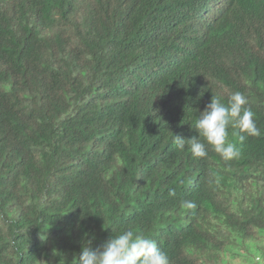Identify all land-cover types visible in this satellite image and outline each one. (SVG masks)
Masks as SVG:
<instances>
[{"label":"trees","instance_id":"16d2710c","mask_svg":"<svg viewBox=\"0 0 264 264\" xmlns=\"http://www.w3.org/2000/svg\"><path fill=\"white\" fill-rule=\"evenodd\" d=\"M237 91L239 157L177 148ZM126 228L170 264H264V0H0V264Z\"/></svg>","mask_w":264,"mask_h":264},{"label":"clouds","instance_id":"9594fccd","mask_svg":"<svg viewBox=\"0 0 264 264\" xmlns=\"http://www.w3.org/2000/svg\"><path fill=\"white\" fill-rule=\"evenodd\" d=\"M246 105L247 99L239 91L231 95L227 104L213 96L195 122L194 128L198 132V137L183 139L174 136L177 148L184 150L187 141L192 156L197 158L207 156L208 146L224 160L239 157L240 148L237 143L229 140L228 129L233 130L232 135L237 137L240 143H243L246 137L261 135L255 122V114ZM169 194L175 195V192L170 191ZM182 206L188 209L196 208V204L192 201H185ZM41 238L45 239V237ZM58 254L54 250L53 255ZM63 264H65L64 259ZM71 264H170V262L166 252L161 250L157 241L150 235L133 228H126L118 233L113 232L96 250L90 247V241L86 242L80 255L74 256Z\"/></svg>","mask_w":264,"mask_h":264}]
</instances>
